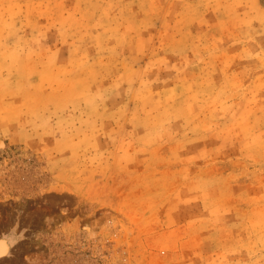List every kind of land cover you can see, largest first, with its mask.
Instances as JSON below:
<instances>
[{
  "label": "rangeland",
  "instance_id": "rangeland-1",
  "mask_svg": "<svg viewBox=\"0 0 264 264\" xmlns=\"http://www.w3.org/2000/svg\"><path fill=\"white\" fill-rule=\"evenodd\" d=\"M2 237L0 264H264V0H0Z\"/></svg>",
  "mask_w": 264,
  "mask_h": 264
},
{
  "label": "bare ground",
  "instance_id": "bare-ground-1",
  "mask_svg": "<svg viewBox=\"0 0 264 264\" xmlns=\"http://www.w3.org/2000/svg\"><path fill=\"white\" fill-rule=\"evenodd\" d=\"M12 248V241L6 237L0 238V259L8 256ZM15 248V247H14ZM13 251V250H12ZM11 255V254H10ZM4 259V258H3ZM6 259V258H5ZM2 261V260H1Z\"/></svg>",
  "mask_w": 264,
  "mask_h": 264
}]
</instances>
